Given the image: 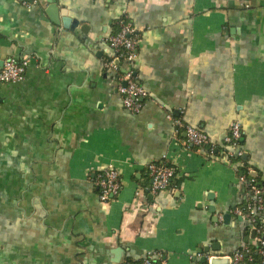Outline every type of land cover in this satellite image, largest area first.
<instances>
[{"label":"crops","instance_id":"0c3cea01","mask_svg":"<svg viewBox=\"0 0 264 264\" xmlns=\"http://www.w3.org/2000/svg\"><path fill=\"white\" fill-rule=\"evenodd\" d=\"M56 4L59 23L47 0H0V65L28 61L22 80L0 83V264H120L147 252L156 264H209L256 245L255 223L235 210L249 198L241 170L264 178V0ZM122 13L147 90L136 114L102 65ZM172 118L214 151L187 143ZM233 121L242 155L229 161ZM162 161L175 176L153 194L146 166ZM108 166L121 187L103 202L94 178Z\"/></svg>","mask_w":264,"mask_h":264},{"label":"built area","instance_id":"2783aa9c","mask_svg":"<svg viewBox=\"0 0 264 264\" xmlns=\"http://www.w3.org/2000/svg\"><path fill=\"white\" fill-rule=\"evenodd\" d=\"M111 1V0H109ZM117 29L105 38L106 48L109 55L102 60L105 69L113 73V88L121 97L123 107L132 114L139 113L147 97V90L139 83L133 71V63L136 58V45L138 34L136 28L126 13H122L115 21ZM27 59H16L8 57L0 65V83H14L22 80L25 75ZM126 68H122V65ZM171 117L170 114L167 115ZM175 130L183 131L187 143L199 147H206L210 153L215 145L210 141L207 134L194 126L184 123L179 118H172ZM241 137V126L239 121H233L223 137L224 153L229 161L238 159L242 155L239 148ZM175 167L165 162H152L146 166V172L150 179L148 190L157 193L162 190L171 189L172 179L175 176ZM239 180L247 186L249 198L241 209L235 212L241 214L246 212L252 223H255L257 213L264 208V189L254 183V178H247L240 174ZM94 184L98 188L99 198L107 202L116 196L120 190L119 171L108 166L96 174ZM264 221L253 226L257 234L256 246L259 260L254 264H264ZM154 254L147 252L140 260H123L120 264H156ZM230 256V255H229ZM209 259V258H208ZM231 264H240L245 259L251 260L250 245H245L234 251L230 256Z\"/></svg>","mask_w":264,"mask_h":264},{"label":"water","instance_id":"95a60500","mask_svg":"<svg viewBox=\"0 0 264 264\" xmlns=\"http://www.w3.org/2000/svg\"><path fill=\"white\" fill-rule=\"evenodd\" d=\"M48 6L46 9V12L48 13L49 17L54 21L55 23H59V14L57 10V4L56 0H47ZM62 15V14H61ZM61 21L66 28H72L73 25L76 24L77 21L72 20L71 18L62 15L61 16ZM252 176H256V172H252ZM206 251L208 250L207 248L205 249ZM206 258L203 256L201 258V262H205ZM209 264H231V259L230 256H218V255H213L208 259Z\"/></svg>","mask_w":264,"mask_h":264},{"label":"trees","instance_id":"16d2710c","mask_svg":"<svg viewBox=\"0 0 264 264\" xmlns=\"http://www.w3.org/2000/svg\"><path fill=\"white\" fill-rule=\"evenodd\" d=\"M117 29V25L115 23V27L113 29L112 32L116 31ZM242 172H244L243 174L247 177V178H254V183L256 186L258 187H262L264 189V178H260L258 176L256 177H253L249 174V172H245V169H242L241 170ZM263 201H264V197H263ZM246 203V202H245ZM245 203L243 205H245ZM264 208L259 212L257 213V217L255 219V223L256 224H259L261 223L263 220H264ZM264 223V222H263ZM250 248H251V260H248V259H245L244 261H242L240 264H254L256 263L260 258H259V254L257 253V246L256 245H250Z\"/></svg>","mask_w":264,"mask_h":264}]
</instances>
